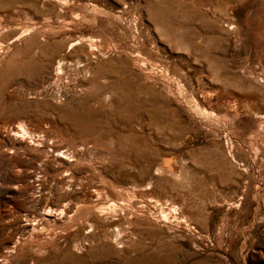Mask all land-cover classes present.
Instances as JSON below:
<instances>
[{"label": "rangeland", "instance_id": "obj_1", "mask_svg": "<svg viewBox=\"0 0 264 264\" xmlns=\"http://www.w3.org/2000/svg\"><path fill=\"white\" fill-rule=\"evenodd\" d=\"M0 264H264V0H0Z\"/></svg>", "mask_w": 264, "mask_h": 264}, {"label": "bare ground", "instance_id": "obj_2", "mask_svg": "<svg viewBox=\"0 0 264 264\" xmlns=\"http://www.w3.org/2000/svg\"><path fill=\"white\" fill-rule=\"evenodd\" d=\"M90 47H92V46H90ZM90 51V50H89ZM65 57H64V61H65ZM63 59H60L59 60V64H61ZM56 73H58V72H56ZM18 135H16V137H17ZM19 139H21L20 141H18V142H15V144L16 143H18V145H22V144H24V140H23V137H19ZM64 211V210H63ZM66 211V210H65ZM74 210L70 207V208H68V210H67V216H68V218H70L71 217V213L73 212ZM76 211V210H75ZM76 213V212H75ZM45 214H49V211L48 210H46L45 211ZM63 215H64V212L62 213ZM60 216H62V215H60ZM51 217V216H50ZM73 217V216H72ZM45 219H46V217H45ZM115 225H119V221H116L115 223H114Z\"/></svg>", "mask_w": 264, "mask_h": 264}]
</instances>
